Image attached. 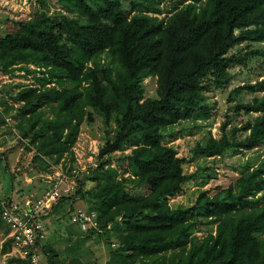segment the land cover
<instances>
[{
    "label": "trees",
    "instance_id": "obj_1",
    "mask_svg": "<svg viewBox=\"0 0 264 264\" xmlns=\"http://www.w3.org/2000/svg\"><path fill=\"white\" fill-rule=\"evenodd\" d=\"M34 1L41 9L33 17L0 34V71L24 70L40 85L16 93L20 139L36 147L37 159L55 163L84 123L100 119L103 141L96 168L71 173L74 188L43 216L45 222L58 216L71 222L84 200L87 210L97 212L99 226L85 232L71 222L65 239L47 236L37 245L44 262L94 264L82 244L103 239L118 244L107 264H264V197L256 196L264 190V164L221 191H203L193 206L173 207L168 196L196 173H185L188 158L164 139L184 121L211 119V94L230 85L233 69L264 57V48L233 52L244 43H264V0H178L162 17L161 4L168 0H130V8L124 0H60L64 11L53 14L48 0ZM149 77L156 78L154 95L146 91ZM246 91L256 96L238 102ZM229 100L235 115H260L237 127L227 114L221 137L209 134L191 155L217 158L229 149L264 146V76L236 87ZM13 109L5 104L0 119L5 122ZM127 145L133 148L119 159V171L111 157ZM0 163H7L3 151ZM211 222L215 233L195 234ZM9 232L0 218V254L12 251ZM7 264L29 262L12 257Z\"/></svg>",
    "mask_w": 264,
    "mask_h": 264
},
{
    "label": "rangeland",
    "instance_id": "obj_2",
    "mask_svg": "<svg viewBox=\"0 0 264 264\" xmlns=\"http://www.w3.org/2000/svg\"><path fill=\"white\" fill-rule=\"evenodd\" d=\"M130 0H124L125 6L130 8ZM178 0H168L161 4L163 12L159 15L164 16ZM49 13L64 11L60 0H48ZM41 8L36 5L34 0H0V34L6 31L8 25H15L17 21L29 19L33 17L37 10ZM251 46V47H248ZM264 43H244L237 46L233 52L245 54L250 49H262ZM30 67L35 69L34 64ZM26 72L21 69H16L11 73L0 71V111H3L5 104L12 105L14 109L9 111L5 118V122L0 119V151H3L7 157V163H0V196L8 194L12 198V193L15 198H30L37 200L41 198L58 179L63 181L71 178L74 180V169H78L79 174L90 172L96 168L90 162L99 159L101 151L102 131L99 127L102 126L100 119L95 125L87 123L82 124L80 132L75 144L67 151L59 163H55L50 158L42 160L36 158V147L29 143V139H20L19 122L21 116L18 114V108L22 102L17 99L16 93L26 86H39L38 80L32 75H26ZM233 79L230 85L223 90H216L211 94L213 103L212 118L202 122L184 121L178 126L170 129L171 133L165 136V142L175 147L181 155L188 158L185 164V173L188 175L194 174L183 185L182 191L168 196V202L173 206H193L200 194L208 190L210 194L221 191L227 188L240 173L245 172L248 168L257 167L264 164V146L251 151H235L228 150L221 157L203 158L193 156L190 150L212 134L214 137H221L223 122L230 114L233 117L234 126L241 127L242 124L248 121H256L258 113L235 115L230 110L233 102L229 100L230 93L236 88L246 83H253L258 78L264 76V57L258 56L251 58L249 65L246 68L236 67L231 71ZM37 76L41 75L39 72ZM146 91L148 95H154L156 90V78H146ZM54 85V84H52ZM260 96L263 93H259ZM258 94V95H259ZM255 93L243 92L235 98L240 103L251 102ZM4 101V102H2ZM47 111L48 109L45 108ZM48 112V111H47ZM230 128V126H229ZM240 137H245V133H239ZM133 146L127 145L124 153L118 151L112 155L111 165L122 170L119 159L130 152ZM249 165V166H248ZM251 166V167H250ZM71 173L73 176H71ZM14 178L12 179V175ZM76 175V174H75ZM125 176H129L126 172ZM133 192H144L140 189L128 187ZM146 191V190H145ZM257 197H264V190H260L256 194ZM9 197V198H10ZM77 207L88 209L90 204L87 201L81 200L77 203ZM48 220V219H47ZM71 225L68 217L59 219H50L46 222L48 237L57 234L65 239L68 231L66 226ZM216 232V223H205L202 227L196 229L195 234L199 237L205 236L208 233ZM115 244V245H114ZM86 253L94 261V264H107L110 260L111 252L118 244L113 240L112 245L106 244L103 239L87 241L82 244ZM13 256L12 251L8 254H0V264H7ZM44 258V256H43ZM45 261V260H44Z\"/></svg>",
    "mask_w": 264,
    "mask_h": 264
},
{
    "label": "built area",
    "instance_id": "obj_3",
    "mask_svg": "<svg viewBox=\"0 0 264 264\" xmlns=\"http://www.w3.org/2000/svg\"><path fill=\"white\" fill-rule=\"evenodd\" d=\"M37 5V4H36ZM97 166V160L90 159ZM78 169H74L77 174ZM62 179L49 186L47 192L37 200L30 198H0V218L10 228L8 238L12 240L13 256L25 259L29 264H46L40 252L39 243H44L48 236L46 222L43 219L63 192L74 188L75 181L67 183L63 189ZM71 222L82 231L98 228L97 212L78 207L71 216ZM115 245V244H114Z\"/></svg>",
    "mask_w": 264,
    "mask_h": 264
},
{
    "label": "crops",
    "instance_id": "obj_4",
    "mask_svg": "<svg viewBox=\"0 0 264 264\" xmlns=\"http://www.w3.org/2000/svg\"><path fill=\"white\" fill-rule=\"evenodd\" d=\"M12 195V197L13 198H15L16 196H14L15 194H11ZM5 197H10V195H8V194H5V195H2V196H0V198H5Z\"/></svg>",
    "mask_w": 264,
    "mask_h": 264
}]
</instances>
